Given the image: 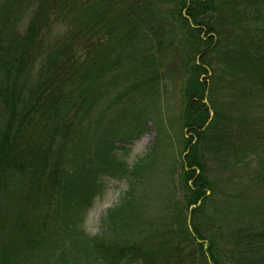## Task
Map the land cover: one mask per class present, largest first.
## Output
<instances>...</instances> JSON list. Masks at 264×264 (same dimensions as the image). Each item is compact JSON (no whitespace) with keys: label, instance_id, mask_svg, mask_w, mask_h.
<instances>
[{"label":"trees","instance_id":"16d2710c","mask_svg":"<svg viewBox=\"0 0 264 264\" xmlns=\"http://www.w3.org/2000/svg\"><path fill=\"white\" fill-rule=\"evenodd\" d=\"M169 18L183 33L179 45L174 30H164ZM167 52L185 79L183 127L192 134L181 160L183 202L172 181L177 163L166 170V194L150 196L144 175L157 148L130 168L117 157L147 130L144 111L123 110L112 121L115 129L132 126V141L119 140L111 124L85 141L94 106L109 95L105 82L116 85L122 64L155 80ZM230 102L258 112L250 125H260V137L236 126ZM246 137L264 138V0H0V189L19 201L12 214L0 213V264H264V208L258 221L224 235L205 163L221 154L240 161L234 156ZM258 165L249 180L264 191V161ZM103 177L123 178L128 188L103 219L105 231L84 236L83 214ZM46 196L56 205L50 230L39 216ZM197 217L207 218V234ZM225 239L236 251L224 248L223 260Z\"/></svg>","mask_w":264,"mask_h":264},{"label":"rangeland","instance_id":"374dc122","mask_svg":"<svg viewBox=\"0 0 264 264\" xmlns=\"http://www.w3.org/2000/svg\"><path fill=\"white\" fill-rule=\"evenodd\" d=\"M170 21L171 18L167 20L168 24L167 22L163 23L166 27L164 30L167 31L170 30L169 28H172L170 27ZM173 30L175 32V42L179 45L178 36L183 33L178 26L177 28L174 27ZM148 44L149 43H142L141 46L145 49V46L147 47ZM163 53L161 70L159 75L155 77V80L150 79L148 72L139 71L138 69L133 71V64H122L119 70L120 72L118 71L121 75L116 78V85H109L108 81L105 82L106 89L109 87V95L106 98H102L100 95V101L94 106V113H92L91 120H89L91 124L87 126L90 131H88L87 128L85 131V141H87L86 145H89V139L92 138L91 133L95 129L101 131V129L110 126L109 124L112 126V121L114 122L116 117L122 114L123 110H125L127 114L144 111L147 115H143L139 118L140 122L144 119L148 120L147 130L138 137H136L134 132L135 129L132 126L129 127L127 123L122 122L116 129L115 125L112 126V132L115 130L119 132V137H117L119 140L128 142L136 137L128 146H125L123 150L116 151L117 157L130 168L146 154L157 148L158 152L156 153L154 162L155 166L152 171L147 170L144 175L146 177L145 182L148 181V185L150 186L149 190L152 189L154 191L150 196L155 197V193H160L157 194V196L166 194V188L171 179L170 173L167 171L171 169V165L177 163L175 173L173 172L174 176L172 177V181L176 187V199H181L180 201L183 202L182 193L184 192V187L181 181V160L187 154L188 150V147L186 150L184 149V140L190 139L192 135L190 134V128L189 130L183 127L184 99L182 88L185 79L177 75L180 68L179 61L175 60V56L172 54L171 56L168 55V52L165 53L166 55ZM172 62L174 63L172 64ZM140 80L145 81L141 82L140 85L136 84ZM202 80L207 82V76L203 75ZM151 85L154 86V89L150 87ZM204 102L208 104L207 101ZM220 102L222 107H225L223 104L229 103L228 100ZM230 103L228 110L231 111L229 115L231 114L233 118L234 116L236 117V126L241 124L244 128H247L248 133L255 132L258 134V137H260V135L263 134L262 130H260V125L258 126L257 123L250 125V120L252 118L256 119V115H259L258 112H252V114L249 112L248 106L246 110H244L243 106L238 102ZM210 115L213 116L212 111ZM129 119L130 116H127L125 120L129 121L128 124L130 125L133 122ZM125 125L128 127H125ZM238 143V141H235V145ZM253 148L257 149L254 153L251 152ZM238 149L239 151L236 154L240 155H235L234 157L241 159L240 161L235 159L236 162H231L234 159L230 158L231 163H229L226 158H224L225 156L223 154L215 156L214 159L205 160L206 168L216 184L215 197L212 200L216 216L214 218L217 221L216 223H222L226 227V230H223L224 235L235 225L252 224L258 221L259 218L256 217L258 215V210L264 208L262 199L264 197L263 189L259 187L255 188V182L249 180L255 173L260 171L258 162L264 161V159H262L264 158V138L257 140V138L252 139L246 137L239 144ZM102 183L104 187L101 193L93 199L83 214L81 230L84 236L91 237L102 234L105 231V224H102L103 219L106 217L108 210L118 204L120 197L128 188L127 181L123 178L103 177ZM1 190L2 189H0V213L7 212L8 214H12L14 210L13 206L18 204L19 201H17V199L14 201L11 197L9 198L10 193ZM155 205H157V202ZM193 207L194 206H191L186 213V224L189 231L191 230L190 209ZM55 208L56 205L53 204L51 196L49 198L46 196L45 199L42 200L39 216L42 218V227L45 230H50L53 222L57 220ZM155 212H157V210L153 208L152 213ZM210 218L211 217L208 216L209 221ZM10 219L12 218L8 217L6 220V228L8 231L13 228L11 227L13 221ZM208 220L205 217H197L195 221L200 229L205 230V234L209 231L206 226ZM2 240L5 242L6 239ZM223 243L225 244L221 247L222 258L224 257L225 249L229 253L231 251H236L228 240L225 239ZM202 244L205 248L207 242L203 241ZM76 264H82V262ZM192 264L200 263L195 261Z\"/></svg>","mask_w":264,"mask_h":264}]
</instances>
